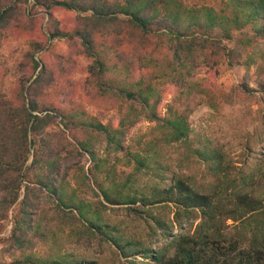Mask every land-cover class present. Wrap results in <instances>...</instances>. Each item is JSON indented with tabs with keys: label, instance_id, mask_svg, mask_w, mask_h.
Returning <instances> with one entry per match:
<instances>
[{
	"label": "trees",
	"instance_id": "16d2710c",
	"mask_svg": "<svg viewBox=\"0 0 264 264\" xmlns=\"http://www.w3.org/2000/svg\"><path fill=\"white\" fill-rule=\"evenodd\" d=\"M221 3V8L217 9L208 4L185 5L181 0H0V221L9 218L14 204L19 205L14 211L11 234L2 238L1 242H9L11 247L32 244L34 239L28 235L27 227L33 220L38 202L31 196L45 191L81 222L78 241L83 239L87 244L97 241L99 247L104 243L118 259H127L128 263L142 264L143 260L138 258L143 257L151 259L150 264H264V200L251 187L255 179L249 169L251 158H247L236 172L235 182L227 187L215 186L211 191L195 188L180 176L162 178L156 188L159 195L156 194L155 199L123 195L100 185L105 202L112 206L126 205L127 210L134 214L140 212L139 217L149 228L148 243L127 237L122 229L104 221L99 202L90 204L75 194L67 196L64 179L58 178L62 170L66 173L73 169L79 179L85 173L84 166H79L81 157L88 154L95 161L97 159L95 143L81 138L78 127L91 129L98 140L105 139L109 146L113 145L118 150L126 148L122 140L125 130L132 128L141 116L162 123L171 131L173 141H186L190 137V129L187 114L180 113L174 118L161 116V100L153 85L144 84L139 78L141 65L137 64L135 54H120L117 50L122 48V38L98 40L91 29L79 22L58 26L55 22L57 12L84 13L87 17L126 22L128 34L134 32L142 42L147 41L154 46L171 43L176 47L178 58H182L185 47L189 49L197 37L210 39L216 46V52L225 55L231 65L244 64L250 68L253 58L250 54L249 58H242L243 51L250 52L253 44L264 39V0H221ZM39 10L48 14L46 30L49 36L40 29L45 41L42 44L35 42L38 47L26 53L30 73L27 78L19 80L15 88L16 93L26 92L24 99L28 100V118L24 125L20 124L25 134L21 144L8 131L14 118L11 103L2 90L9 73L2 46L4 37H8L10 32L34 29V15ZM54 38L66 39L70 53L61 54L59 61L53 63L42 59L40 67L35 54L47 48L48 40ZM112 50L116 51L115 56H111ZM76 55L92 59L86 68L89 72L86 80H94V89L102 95L110 92L126 101L140 103V109L127 123L121 120L122 128L97 119L87 122L85 112L73 105L77 90L69 75L74 72ZM22 65L25 66V62L22 61ZM193 65H185L188 75L194 72ZM39 67L36 77L28 85ZM123 72L126 79L121 78ZM63 75L67 83H63ZM55 83L59 85V90L53 98L48 88ZM259 85V90L246 84L241 88L247 93L264 90V84L260 82ZM57 119L71 146L66 153L61 148V142H54L51 134L46 132ZM247 149L252 147L248 145ZM198 153L216 174L220 172V153L210 149L198 150ZM147 160L139 156L137 166L148 165ZM91 173L93 177L96 175L94 171ZM22 186L25 193L19 200ZM164 202L173 203L176 207L169 229L165 220L148 208ZM229 219L237 222L235 232L229 233L225 229ZM189 224L194 225L191 232L185 231ZM174 226L179 227L181 233L173 234L170 230ZM160 238L165 240L164 244L153 250L152 243H160ZM53 242L56 244L57 238ZM48 254L50 258L26 253L25 257L15 262L93 264L85 259L59 256L56 252ZM129 257H133L130 262Z\"/></svg>",
	"mask_w": 264,
	"mask_h": 264
},
{
	"label": "rangeland",
	"instance_id": "374dc122",
	"mask_svg": "<svg viewBox=\"0 0 264 264\" xmlns=\"http://www.w3.org/2000/svg\"><path fill=\"white\" fill-rule=\"evenodd\" d=\"M181 1L185 5L208 4L217 9L222 6L221 0ZM86 15L60 11L56 14L55 22L58 26L79 22L91 29L98 40L105 41V37L122 38V48L119 47L117 50L120 54L121 52L135 54L137 64L141 65L139 78L141 77L144 84L153 85L161 100L159 106L161 116L174 118L180 113L187 114L190 137L186 141H173L170 138L171 131L162 123L141 116L132 128L125 130V137H122V140L126 148L118 150L113 145L109 146L105 139L98 140L91 129L78 127L81 138L95 143L97 159L95 161L88 154L81 157L79 166H84L85 173H82L79 179L73 169L67 170L66 173L62 170L58 178L64 179L66 195L75 194L90 204L99 202V210L104 221L122 229L127 237L140 241H147L149 231L148 226L138 215L140 212L134 214L127 210L126 205L112 206L105 202L100 185L108 190L119 191L123 195L150 196L155 199V195H159L156 188L162 178L180 176L195 188L211 191L215 186L227 187L228 184L235 182L233 179L236 172L247 158H251L252 166L249 169L255 177L251 187L264 200V90L247 93L241 88L246 84L259 90L260 82L264 84V39L253 44L250 52L243 51L242 58H249V54L253 58V63L248 68L244 64L231 65L225 55L216 52V46L210 39L197 37L189 49L185 47L182 58H178L176 47L171 43L165 42L155 46L147 41L144 43L136 33L128 34L126 22L107 21ZM34 16H36L34 29L23 28L20 32H10L8 37H4L2 46L3 59L9 67L2 90L11 103L14 118L8 131L21 144L25 139L22 126L28 118L26 110L28 100L24 99L26 92L16 93V84L22 78H27L30 73L27 67L29 57L26 53L45 41L40 29L49 36L46 30L48 14L39 10ZM115 52L112 50L111 56H115ZM63 53H70L67 40L54 38L49 39L48 47L36 52L35 57L41 67L42 59L49 63L57 62ZM22 61L25 62V66H21ZM91 63V58L76 55L74 72L69 75L71 78L69 80L73 81L77 90L76 103L73 105L77 110L85 112L84 119L87 122L97 119L104 124L111 122L114 126L122 128L121 120L124 119L127 123L129 118L133 117V113L140 109V103L126 101L122 96L110 92L102 95L94 89V80H86L89 75L86 68ZM193 63L194 72L188 75L185 65ZM40 67L28 85L36 77ZM125 75L123 72L121 78L126 79ZM61 77L63 83L64 81L67 83L66 76ZM58 86L55 83L48 88L53 98H56ZM58 122L57 119L56 123L48 126L46 132L51 134L54 142H61V148L66 153L71 146L61 132L62 124ZM21 123L23 125H20ZM248 145L252 147L251 150L247 149ZM205 149L221 154L218 174L208 162L201 159L198 150ZM139 156L148 158V165L139 168L137 166ZM91 171L95 172L94 177ZM86 176H89V179ZM24 190L22 186L19 200L24 197ZM31 197L38 202L36 213L32 215L33 220L27 227L28 235L34 240L32 244L27 243L24 247L18 245L11 247L9 242H1L2 238L11 234L14 211L19 207L14 204L10 209L9 218L0 221L2 264H20L15 261L21 260L26 253L31 252L41 258H50L48 253L56 252L59 256L85 259L93 264H131L127 259H118L112 249L104 243L99 247L97 241L92 244H87L83 239L78 241L81 222L51 194L44 191ZM148 208L165 220L168 229L172 226L176 210L173 203H156ZM227 224L226 231L235 232L237 222L229 219ZM185 228V231L191 232L194 225L189 224ZM171 229L175 235L181 233L177 226ZM55 238L56 244L53 242ZM159 241L160 243H152L153 250H158L165 240L160 238ZM132 258H128L129 262ZM138 259L143 260L142 264L152 263L151 259L143 257Z\"/></svg>",
	"mask_w": 264,
	"mask_h": 264
}]
</instances>
